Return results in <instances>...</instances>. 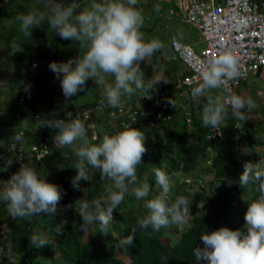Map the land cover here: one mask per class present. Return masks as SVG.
Returning a JSON list of instances; mask_svg holds the SVG:
<instances>
[{"label": "clouds", "instance_id": "clouds-1", "mask_svg": "<svg viewBox=\"0 0 264 264\" xmlns=\"http://www.w3.org/2000/svg\"><path fill=\"white\" fill-rule=\"evenodd\" d=\"M37 3L38 8L16 16L20 31L25 36H31L34 28H40L46 22L53 34L79 46L76 56L67 61L49 63V70L60 81L66 100L85 91L89 80L103 90L101 104L106 102L108 107L118 108L121 112L124 97L130 98L138 94L140 99L152 98L154 82L151 80L145 82L140 62L162 50L164 44L158 39L145 40L141 31L144 23L142 12L135 7L138 0H84L83 7L76 0L71 3L37 0ZM22 51L23 49L16 48L14 54ZM31 66L34 67L30 68L32 71L38 67L37 64ZM241 74L239 57L232 50L209 58L201 68L198 83L191 88V97L198 104L203 100L200 118L204 127L219 130L224 125L229 111L236 121L245 123L249 119L246 113L256 107L254 100L234 93L230 87V82L239 78ZM26 83L30 85H22L25 93L36 94V87L32 81ZM168 102L172 108L177 109L175 101L169 99ZM84 108L87 107L79 108L75 105L72 108L74 114L71 109L60 118L55 111L48 115L36 116L40 128L54 130L45 135L50 138V152L44 158L52 153L53 144L72 147L77 157L73 167L76 169V175L72 178L74 190L84 191L81 189V181H90L89 167L100 172L101 199L75 202V211L82 222L81 229L87 230L97 224L99 233L108 235L114 211L121 204L123 212L120 224L129 209L137 211L138 214L137 222L129 229V234L128 232L125 234L123 229L126 237L117 240L115 247L119 249H127L134 243L138 229L150 228L161 239L162 227L169 224H175L177 227L185 224L190 213L189 201L182 195L174 200L170 199L175 196V188L165 171L155 169L154 184L149 183L147 178L143 180L138 178L137 167L143 163V156L147 151L146 135L136 127L141 124H135V120L132 122L135 126L125 123L122 127L115 123L121 130L97 137L102 140L100 143H93L88 138L87 129L93 127L95 122L73 117L81 114ZM187 120L191 122L189 117ZM19 127H24L27 131L25 124L18 125L15 128L16 141H21L23 137L22 132H16ZM234 127L241 133L244 132L241 123H236ZM241 133L235 137L238 139ZM28 136L31 141L45 138V136L37 138L35 133ZM4 144H7L4 139L0 140V145ZM64 156H68V153ZM40 161L28 159L27 163H24L19 160V168L13 164V159L0 162V200L7 202L8 210L5 219L0 223L3 255L11 247L9 242L11 233L7 223L11 216L19 223L26 217L42 214L55 216L67 210L60 206L62 190L59 186L49 182L45 175L42 176L34 168ZM10 168L11 173H7ZM194 174L201 177L200 173ZM105 179L110 182L109 185ZM222 181L229 186L233 183L232 178L223 176L216 186ZM251 183L257 184L259 195L247 201L243 229L222 226L201 234L199 239L202 246L198 245L193 250L197 264H264V159L255 163L251 161L244 163L238 184L245 190ZM201 191L211 196V189L207 190L204 184ZM125 195L132 201L131 205L123 202ZM198 201L205 202L204 199ZM203 207H199L200 213L205 210ZM29 242L36 247L50 243L35 235L29 238Z\"/></svg>", "mask_w": 264, "mask_h": 264}, {"label": "trees", "instance_id": "trees-1", "mask_svg": "<svg viewBox=\"0 0 264 264\" xmlns=\"http://www.w3.org/2000/svg\"><path fill=\"white\" fill-rule=\"evenodd\" d=\"M35 2V0H0V24L3 17H12V12L17 10L20 14L29 11L25 3ZM61 3H71L73 0H58ZM81 6H84V0H76ZM139 8V5L135 6ZM154 16L147 21L146 30L151 31L156 24L155 18L158 13L154 11ZM14 21L16 17H13ZM2 25H0L1 30ZM28 43L25 49L18 56L14 69V80L16 81L15 90L10 93L14 99L13 115L20 119H27L28 123L26 134L35 133L37 138L48 135L53 129L40 128L39 120L34 116L36 111L35 102L40 100L43 103L44 111L40 116L48 115L55 109V98L53 94V72L49 70V63L52 61H67L69 58L78 54L79 46L75 42L62 40L52 33V30L45 22L40 28H34L32 35L26 37ZM51 45V46H50ZM156 51L153 55L140 62L141 71L144 73L145 82L151 80L154 82L152 92L162 91L166 94L165 102H159L156 99L141 98L139 95L123 98V106H127L137 114L136 124L146 135V153L143 156V163L137 167V175L140 180L147 178V181L154 184L155 169L159 168L165 171L169 177H173V187L175 196L170 198L174 200L177 196H185L189 201L190 213L188 226L176 228L178 238L176 242L171 243L170 238L159 239L155 232L150 228L139 230L136 233L135 241L130 247L125 249L129 262H125L115 253L120 251L115 247L118 235L124 229L126 234L130 228L137 222L138 212L129 209L122 217V223L110 225L111 231L116 235H102L99 233L97 224L90 226L87 230L81 229V218L75 211V202L77 200L101 199V190L99 188L102 178L99 170L88 168L90 181H81V189L74 190L72 178L76 175L74 165L77 162L72 147L59 146L53 144L52 153L40 162L35 164V169L45 178L59 186L62 190L61 208L67 209L61 211L58 215L45 214L42 216L26 217L17 223V219L10 217L7 220L10 228L11 238L14 239L12 252L19 258L11 259L10 249L2 256L0 264H197L193 255V250L198 245L202 246L200 236L203 233L211 232L225 225L227 209L239 206L238 195L241 192L238 184V178L243 171L246 161L251 160V153L254 157L258 147L264 146V139H255V137H264V101L252 92L248 96L254 100L256 107L247 112L248 120L244 122L236 121L229 115L226 116L224 125L221 126V134L216 137L210 136L211 128L204 127L201 122L200 114L202 112L203 100L198 104L191 98H184L177 95L176 86L180 83L189 71L184 73L177 72L176 68L165 64L162 58L157 56ZM82 54V53H80ZM37 64L36 70H31L32 64ZM158 74V76H157ZM259 72L257 73V75ZM111 79V78H109ZM1 80V79H0ZM32 81L36 87L37 93L33 96H27L24 102H20L21 96H26L22 85ZM89 80L87 83H89ZM164 81H169L164 83ZM238 86L235 93L239 95ZM103 90H99L97 98L89 101L88 104L81 105L91 109V116L94 122L102 117L107 124V130L114 133L121 130L118 125L109 120L111 107H104L102 100ZM169 99L175 101L176 105L181 104L178 109H174L169 104ZM106 103V102H105ZM184 105L189 106L192 120L188 122L187 110ZM76 106H80L76 104ZM99 111V112H98ZM72 113L75 111L72 109ZM157 113L168 116L165 121L160 118L154 119L153 123L148 124V119ZM152 114V115H151ZM254 118H250V117ZM141 122V123H140ZM241 123L245 135V143L249 149L248 152H242V136L235 137L240 130L234 125ZM17 126L9 123L5 134H0V140H8L15 137V128ZM54 132V130H53ZM242 134V133H241ZM93 143H100L102 139H94L88 136ZM161 143V156H159L158 145ZM6 144L0 145V162L2 163L12 153H3ZM255 149V152L252 151ZM68 153V156H64ZM258 159L260 157L257 156ZM202 164L211 169L214 174L209 182L211 196L199 191L193 186V192L190 186L185 182V177L201 172ZM230 177L233 180L231 186L221 182L216 186L220 179ZM252 185L257 186L255 183ZM204 189V188H203ZM100 190V191H99ZM198 199H204L209 204L207 212L195 214L192 212L196 208ZM123 202L132 203L125 197ZM8 213L7 202L0 200V223L5 219ZM227 227V226H226ZM35 232L40 235H49L48 245L43 247L33 246L29 238L34 236ZM127 234V235H128ZM10 237V236H9Z\"/></svg>", "mask_w": 264, "mask_h": 264}, {"label": "built area", "instance_id": "built-area-1", "mask_svg": "<svg viewBox=\"0 0 264 264\" xmlns=\"http://www.w3.org/2000/svg\"><path fill=\"white\" fill-rule=\"evenodd\" d=\"M138 9L141 10L146 21H149L150 17L155 14L152 10H142V7ZM169 13L176 16L181 13L186 23H190L199 29L204 43L201 52H197L191 44L180 42L176 37L170 39V47L174 53L172 56H165L164 61L166 63L178 61L189 71V74L181 79L176 86L178 96L192 98L191 88L198 83L201 68L209 58L226 50H232L239 57L241 66V76L230 82V87L234 93L236 88L240 86L241 79L250 74L256 76L264 74V0H195L189 4L185 11L183 8H180L179 12L170 9ZM26 85L30 84L26 83ZM166 94L162 91L154 92L151 100L156 99L159 102H165ZM32 95H34L33 92H30L26 96H21L20 102H24L27 96ZM256 95L264 101V89L262 92L256 90ZM102 105L106 107V103ZM35 107L34 116L36 117L44 111V106L40 100H36ZM90 116V108H84L79 114V117L85 121H88ZM73 117L76 118V116ZM167 117L165 114L157 113L156 116L153 114L148 119V124L151 125L156 118L165 121ZM137 118L135 111L123 106V112L118 108H111L108 119L123 127L125 123L132 124L133 120L137 121ZM16 132L23 133L22 140L16 141L14 138L8 140L3 153H12L13 157L10 156L5 160L13 159V164H16L18 168L19 160L24 163H27L28 159L40 161L50 152V138L48 136H45L44 140L31 141L24 127H19ZM220 134V129L211 128L210 136L216 137ZM7 173H11V168ZM183 180L191 186L190 191L193 192V186L201 191L203 179L197 174L188 175ZM197 206L201 208L203 203L198 201ZM2 256L3 248L0 244V261Z\"/></svg>", "mask_w": 264, "mask_h": 264}, {"label": "rangeland", "instance_id": "rangeland-1", "mask_svg": "<svg viewBox=\"0 0 264 264\" xmlns=\"http://www.w3.org/2000/svg\"><path fill=\"white\" fill-rule=\"evenodd\" d=\"M195 0H138L137 5L142 7V10H152L156 11L159 15L158 18H155L156 24L152 28L151 31H148L145 29V27L148 26L149 23L145 20L143 14V27L141 28L142 33L144 34L145 40H151V39H158L164 44V48L162 50H159L157 52V56L159 58L163 59L165 56H172L173 50L170 47V39L171 37H176L180 42L191 44V46L197 51L201 52V50L204 47V43L202 42V36L200 34L199 29H197L195 26H193L190 23H186L183 20V15L181 13L176 15H171L169 13V10L172 9L175 12H179L180 8H183L184 11L187 9L189 4ZM26 7L29 8V10H33L39 7L37 0L35 2H29L25 3ZM83 7V6H82ZM12 17H3L2 18V25L0 30V134H5L8 128L9 123H12L14 126L18 125H24L27 124V119H20L19 117L12 118L13 115V103L14 99L10 96V93L15 90L16 87V81L13 79L15 76L14 69H15V63L19 55L23 52L15 53L16 48L25 49L26 44L28 41L24 37V34L20 31L19 22L17 20L14 21L13 17H16L18 14H20L17 10H14L12 12ZM30 37V36H26ZM36 64V63H35ZM168 66L170 65V69L172 67L176 68V73L181 72L184 73L187 71V68L181 64L178 61H171L168 63ZM31 68H34L31 66ZM54 74V73H53ZM158 76V74H157ZM53 94L55 98V113L56 115L60 117H64L66 113L68 114L72 108L75 107L76 104L80 105L78 106L81 108V105L88 104L89 101H93L97 98V95L99 93V90H102L101 88L96 87L95 83L91 80L89 83H87L86 90L83 92H80L77 96L72 97L70 100H66L63 96L60 81L56 79L55 75L53 76ZM264 89V74L261 76H256L254 74H250L246 76L245 78L240 80V88L238 89L239 95H246L248 96L250 92H252V95L255 96V91ZM31 91V89H30ZM250 91V92H249ZM178 95V93H177ZM250 95V97H252ZM129 98V97H128ZM185 98V97H184ZM190 98V97H188ZM192 99V98H191ZM181 104H177V109L180 108ZM184 108L187 110V114L190 120H192L191 113L189 110V106L184 105ZM63 112V113H60ZM99 112V111H98ZM76 117H79V114L76 115ZM80 118V117H79ZM254 118V117H250ZM84 120L83 118H80ZM85 121V120H84ZM89 122H93L92 119H89ZM107 127L109 126L106 122V120L97 118V121H95L94 126L90 129H87L88 136H92V138L102 137L104 135H110L114 132L107 133ZM242 152H248L249 149L245 143V135L242 133ZM252 151L255 152V149H252ZM158 152L159 156H161V143L158 145ZM251 153V162L255 163L260 159H264V146L258 147L257 155L260 157V159L254 157V153ZM74 159H77V157H73ZM201 172H197L201 174V177L203 178V184L205 188L208 190L210 189L208 182L213 179L214 174L211 173V169L207 167L205 164H202L201 168L198 169ZM173 177H170V180L173 184ZM106 183L109 185L110 182L106 180ZM240 186V185H239ZM191 187V186H190ZM241 193L238 197V203L239 206L229 208L226 212V218L225 225L231 229H237L241 228L243 229L244 225V214L247 209V201H251L258 197L257 193V187L250 184L247 189H243L240 187ZM127 197V195H125ZM62 202V201H60ZM204 204V211L206 212L209 204L202 201ZM61 206V205H60ZM122 210V204L119 205L117 210L114 211V219L112 221V224L120 223V216ZM193 213L199 214V206L196 205V208L192 210ZM47 215V214H46ZM192 214H189V217H191ZM42 217L45 216V214L40 215ZM22 219V218H20ZM188 226V223L186 222L183 225H180V227H186ZM177 225L175 224H169L167 226L162 227V233L160 235L161 240L165 238H170L172 241L171 243L176 242L178 238V234L176 231ZM111 235H115L113 231L110 230ZM35 236H38L40 238H49V235H40L39 233H35ZM122 237H126L123 232L119 233L118 240ZM10 251L12 252V245L14 242V239L10 238ZM130 247V246H128ZM7 250V248H6ZM120 251H117L115 254L124 260L125 262H129V257L125 253V249L120 248ZM11 257L13 260H16L19 258V256L16 253H11ZM70 264V263H66Z\"/></svg>", "mask_w": 264, "mask_h": 264}]
</instances>
